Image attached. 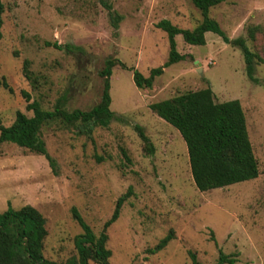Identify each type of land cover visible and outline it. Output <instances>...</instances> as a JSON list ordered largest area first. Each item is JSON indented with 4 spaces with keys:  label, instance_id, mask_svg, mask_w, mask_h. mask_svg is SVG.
<instances>
[{
    "label": "rangeland",
    "instance_id": "374dc122",
    "mask_svg": "<svg viewBox=\"0 0 264 264\" xmlns=\"http://www.w3.org/2000/svg\"><path fill=\"white\" fill-rule=\"evenodd\" d=\"M0 2V79L10 88L0 89L1 126H10L16 112L32 116L22 93L47 111L61 98L68 112L89 111L100 100L104 62L114 59L125 66L111 72L109 110L115 119L106 128L89 130L59 121L42 127L54 171L43 156L0 144V214L25 205L36 209L45 220L42 253L47 261L62 264L76 257L73 241L81 229L72 208L98 236L130 188L118 219L106 231L109 264H191L188 253L197 264H216L219 252L234 258V264H264V64L254 67L257 83L251 82L236 47L212 33L205 34L203 46L187 45L177 36L176 50L184 60L165 68L152 89L139 90L133 71L148 77L168 59L167 36L155 25L168 20L192 30L200 23L189 0ZM105 5L121 19L117 30ZM209 17L229 41L242 38L250 51L263 55L264 0H224L210 9ZM248 27H257L254 41L247 36ZM205 88L216 103L239 102L259 175L200 193L180 134L149 106ZM135 126L153 144V155L143 149ZM170 232L172 240L163 250L147 254Z\"/></svg>",
    "mask_w": 264,
    "mask_h": 264
},
{
    "label": "trees",
    "instance_id": "16d2710c",
    "mask_svg": "<svg viewBox=\"0 0 264 264\" xmlns=\"http://www.w3.org/2000/svg\"><path fill=\"white\" fill-rule=\"evenodd\" d=\"M201 15L200 23L192 30L179 29L168 20H161L155 28L167 36L169 52L168 59L163 66L152 69L148 77L133 71L132 80L139 90H150L154 80L161 76L163 70L176 64L184 57L176 50L175 37L180 36L183 42L190 46H203L205 34L212 33L218 36L225 44L236 47L243 58L245 74L251 82L257 83L253 78L254 67L264 64V53L258 55L250 51L242 38L229 41L218 23L209 17L210 9L223 3L224 0H189ZM109 23L114 30L118 29L120 17L105 5ZM3 5L0 2V39L3 26ZM257 27H248L247 36L254 41ZM56 50L71 52L70 46L49 44ZM27 63H23L26 70ZM125 66L118 60L107 59L99 72L102 79V91L99 102L89 111L64 109L65 100L58 99L51 111L41 108L36 101L29 103L30 98L22 93L27 102L26 110L32 113L31 117L16 112L13 123L8 127L0 125V144H13L18 148L27 150L38 156H43L52 171L55 163L47 155L45 144L40 133L43 126L59 121L65 125L79 124L83 129L96 127L106 128L115 116L109 110L110 106V77L112 69ZM29 79V77H27ZM0 89H8L5 79H0ZM149 110L158 118L172 126L181 136L187 149L189 171L196 190L200 193L255 180L259 175V168L254 157L248 138L246 123L242 108L238 101L216 103L210 88L193 92H186L167 100L153 103ZM134 130L143 144L148 155H153L154 147L143 129L135 126ZM125 157V152L122 151ZM131 189L122 195L115 203L111 217L103 224L98 236H95L88 225L83 221L77 211L72 208V219L81 229L75 236L73 244L76 257L66 260L62 264H109L110 251L106 248L107 229L119 217L123 203L129 198ZM47 236L45 220L33 207L25 205L18 210L8 208L0 214V264H58L47 261L43 257V242ZM172 240V233L162 238L147 254L154 255L163 250ZM211 240L213 237L211 236ZM191 264H197L195 256L188 253ZM234 258L218 253L216 264H234Z\"/></svg>",
    "mask_w": 264,
    "mask_h": 264
}]
</instances>
